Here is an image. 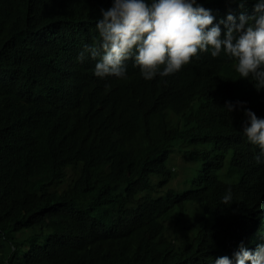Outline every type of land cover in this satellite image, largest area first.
Returning <instances> with one entry per match:
<instances>
[{"label":"trees","instance_id":"1","mask_svg":"<svg viewBox=\"0 0 264 264\" xmlns=\"http://www.w3.org/2000/svg\"><path fill=\"white\" fill-rule=\"evenodd\" d=\"M112 3L0 0V264H236L264 243V159L243 133L264 89L211 49L165 77L131 59L96 77L78 57ZM256 3L197 0L222 34Z\"/></svg>","mask_w":264,"mask_h":264},{"label":"clouds","instance_id":"2","mask_svg":"<svg viewBox=\"0 0 264 264\" xmlns=\"http://www.w3.org/2000/svg\"><path fill=\"white\" fill-rule=\"evenodd\" d=\"M243 7L247 0H228ZM254 12L241 15L239 22L228 15L223 34L213 26L210 10L197 4V0H113L111 7L100 9L96 21L100 40L86 47L78 57L83 61L87 53L92 59L99 57L94 66L98 78L113 76L126 78L125 62L134 60L145 80L156 75L174 74L190 63L198 53L208 52L217 57L224 54L234 60L235 71L241 79L250 75L256 81V90L264 89V3L257 0ZM241 102H237L240 105ZM242 106V105H241ZM234 105L226 104L229 113ZM246 117L243 133L247 140L260 149L255 159H264V119L244 109ZM231 190L222 198V204L231 203ZM236 264H264V243L254 251L241 243L234 254ZM214 264H232L229 257L215 259Z\"/></svg>","mask_w":264,"mask_h":264},{"label":"rangeland","instance_id":"3","mask_svg":"<svg viewBox=\"0 0 264 264\" xmlns=\"http://www.w3.org/2000/svg\"><path fill=\"white\" fill-rule=\"evenodd\" d=\"M169 163H170L171 165H173V161L170 160Z\"/></svg>","mask_w":264,"mask_h":264}]
</instances>
